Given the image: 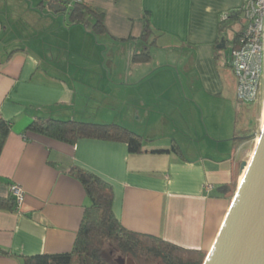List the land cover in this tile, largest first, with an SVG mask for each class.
Returning <instances> with one entry per match:
<instances>
[{
  "label": "crops",
  "instance_id": "0c3cea01",
  "mask_svg": "<svg viewBox=\"0 0 264 264\" xmlns=\"http://www.w3.org/2000/svg\"><path fill=\"white\" fill-rule=\"evenodd\" d=\"M64 1L56 11L54 0H0V119L11 123L0 197L13 184L24 191L21 206L0 209V264L72 250L90 203L73 166L112 185L125 228L207 254L254 150L218 47L222 13L243 0H84L103 14L100 32L92 15L72 21ZM145 47L150 58L134 61ZM38 117L122 124L142 136V152L29 130Z\"/></svg>",
  "mask_w": 264,
  "mask_h": 264
},
{
  "label": "trees",
  "instance_id": "16d2710c",
  "mask_svg": "<svg viewBox=\"0 0 264 264\" xmlns=\"http://www.w3.org/2000/svg\"><path fill=\"white\" fill-rule=\"evenodd\" d=\"M54 2L62 3L68 8L69 1L54 0ZM69 12L72 21L78 22L87 14L92 15L95 19L94 32L105 30L103 14L92 9L84 1L73 3ZM235 13L220 27L225 48L236 47L239 43L240 32H236L230 42L225 36L228 23L238 20V14ZM151 32L150 18L146 15L143 37L149 36ZM149 58L150 52L147 47L133 55L134 61H144ZM28 129L70 144L83 138H93L125 142L131 153H140L143 147L141 135L118 123L38 117L30 123ZM10 131V121L1 118L0 153ZM172 149L177 150L178 147L173 146ZM70 173L82 183L90 200L85 206L72 250L65 253L25 256L24 264H115L104 255L105 243H111L121 253L129 255L136 264L137 262L151 264L156 260H160L162 264H203L206 254L200 250L184 248L162 237L125 228L114 213V190L109 182L78 166L71 167ZM221 189L224 193H228L232 191V186L225 184ZM15 206L13 195L0 197V209L14 210Z\"/></svg>",
  "mask_w": 264,
  "mask_h": 264
},
{
  "label": "water",
  "instance_id": "95a60500",
  "mask_svg": "<svg viewBox=\"0 0 264 264\" xmlns=\"http://www.w3.org/2000/svg\"><path fill=\"white\" fill-rule=\"evenodd\" d=\"M56 11H65L60 3ZM225 48L224 39L218 45ZM239 184L231 206L203 264H264V122L251 159L241 162ZM119 264H136L133 258L119 257Z\"/></svg>",
  "mask_w": 264,
  "mask_h": 264
},
{
  "label": "built area",
  "instance_id": "2783aa9c",
  "mask_svg": "<svg viewBox=\"0 0 264 264\" xmlns=\"http://www.w3.org/2000/svg\"><path fill=\"white\" fill-rule=\"evenodd\" d=\"M81 1L84 0L70 2ZM234 13L238 14L237 21H240V25L233 35L240 32V37L238 45L231 47L227 62L237 80L238 102L254 104L264 96V0H243L238 9L223 12L221 22L228 21ZM11 193L16 206H21L24 200L23 189L13 184Z\"/></svg>",
  "mask_w": 264,
  "mask_h": 264
},
{
  "label": "rangeland",
  "instance_id": "374dc122",
  "mask_svg": "<svg viewBox=\"0 0 264 264\" xmlns=\"http://www.w3.org/2000/svg\"><path fill=\"white\" fill-rule=\"evenodd\" d=\"M240 22V21H239ZM238 21L232 23L231 25H228L226 29V40L229 41L231 40L233 36V32L239 28V23ZM221 53H226L227 56H230L231 54V47H227L222 49ZM223 55V54H222ZM101 52L100 54H95L94 58H101ZM223 58V57H222ZM263 89H264V81H263ZM239 121L240 124L242 123H247L248 127H251L253 129L252 133L250 134V140L251 143L249 145L250 150L254 148L256 139L258 138L260 134V129H261V110L264 106V96L254 104H244L239 102ZM263 105V106H262ZM250 158V157H249ZM246 159V160H249ZM206 254V252H204ZM104 255L107 259L110 261L114 262L115 264H119L117 261L119 257H124L128 258L129 255L121 253L119 250H117L111 243H105L104 245ZM207 255V254H206ZM137 264H146L142 262H137ZM151 264H162L160 260H156Z\"/></svg>",
  "mask_w": 264,
  "mask_h": 264
},
{
  "label": "bare ground",
  "instance_id": "6f19581e",
  "mask_svg": "<svg viewBox=\"0 0 264 264\" xmlns=\"http://www.w3.org/2000/svg\"><path fill=\"white\" fill-rule=\"evenodd\" d=\"M263 122H264V111H263V117H262V123H261V125L263 124ZM252 155H253V152H252ZM252 155L250 156L249 160L251 159ZM249 160H248V161H249ZM247 170H248V166H246V167L244 168L243 173H241L240 180H239V184L242 182V180H243V178H244V176H245Z\"/></svg>",
  "mask_w": 264,
  "mask_h": 264
},
{
  "label": "clouds",
  "instance_id": "9594fccd",
  "mask_svg": "<svg viewBox=\"0 0 264 264\" xmlns=\"http://www.w3.org/2000/svg\"><path fill=\"white\" fill-rule=\"evenodd\" d=\"M226 46V45H225Z\"/></svg>",
  "mask_w": 264,
  "mask_h": 264
}]
</instances>
